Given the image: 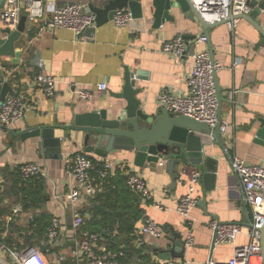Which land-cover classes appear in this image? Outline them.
I'll return each instance as SVG.
<instances>
[{"label":"crops","instance_id":"0c3cea01","mask_svg":"<svg viewBox=\"0 0 264 264\" xmlns=\"http://www.w3.org/2000/svg\"><path fill=\"white\" fill-rule=\"evenodd\" d=\"M73 2H82L87 9L89 4L102 6L105 0H33L32 15L38 18L36 21L28 19L26 31L16 43L18 56H0V96L8 82V94L22 92L28 104L25 119L10 126L0 124V238L19 250L39 248L51 264H78L72 254L76 236L71 226L64 228L58 243L53 244L46 236L49 225L39 237L29 228L31 222L37 217L47 218L50 222L53 216H58L70 224L74 213L80 212L86 218L85 225L89 226V219L106 223V215L113 211L115 213L109 219L115 223L114 233L120 236L121 245L115 249L106 243L110 225H107L108 229L99 227L107 233L106 236L101 234V244L107 249L120 251L122 263L124 260L126 264H146L142 260L146 256L150 259L148 264L167 261L226 264L233 257V245L215 243L212 247L215 231L209 227V222L216 219L240 224L243 233L238 236L237 244L250 241L247 233L253 227L252 211L244 202L241 184L231 166V156H238L248 164L264 166V139L258 136V118L264 116V55L259 54L257 31L244 18H239L234 30L228 23L211 28L209 40L203 43L198 39L204 35V28L180 13L175 22H166L159 29L154 30L147 25L144 33L138 32L135 24L119 27L111 21L98 27L91 36L79 37L69 29L50 31L47 20L53 6L61 7ZM40 12L42 17H39ZM22 15L28 16L26 12ZM177 35H183L188 44V53L182 58L161 49L165 41ZM194 35L198 37H185ZM209 45L213 48L215 60L223 65L217 72V78L223 95L231 100L230 103L224 101L221 108L222 120L229 124L226 132L222 133L223 146L215 140L207 151L219 159L217 180L215 187L208 190L202 176L196 187L195 196L199 201L206 200L207 208L197 203L191 211L195 220L194 246L186 248L183 259L161 260L155 254L157 246L169 250L175 247L179 236L185 241L188 229L177 205L187 193L193 173L200 169H177L178 179L174 183L165 160H160L165 162L163 167L154 163L139 166L135 152L115 150L107 157L88 153L99 163L111 161L116 171L105 182H101L98 173L94 172L98 193L71 203L68 195L78 183L68 176L66 165L76 151H85L83 136L73 132V139L66 140L64 129L55 126L71 125L76 115L116 101L113 94L123 89L126 67L140 77L137 84L144 88L148 111L158 114L163 108L158 104L157 94L162 91L185 94L187 78L192 70V55L210 51ZM39 74L52 75L57 79L55 96H45L42 86L36 81ZM71 82L93 90V98H79L71 91ZM102 82L108 89L99 91L98 85ZM43 126H53L55 137L63 139L61 158L43 144L42 136L23 140L18 134L29 127ZM27 162L41 165L44 175L21 180L19 169ZM128 172H135L147 181L153 190V199L146 200L127 188ZM180 177L184 179L182 183ZM96 205L103 209H96ZM150 217L159 223L162 237L142 234ZM121 219L134 223L133 233L129 236L117 229ZM42 246L47 247L42 250Z\"/></svg>","mask_w":264,"mask_h":264},{"label":"built area","instance_id":"2783aa9c","mask_svg":"<svg viewBox=\"0 0 264 264\" xmlns=\"http://www.w3.org/2000/svg\"><path fill=\"white\" fill-rule=\"evenodd\" d=\"M33 0H5L3 8H0V26L16 30L23 12L28 14L31 21H36L37 16L32 15ZM197 10L207 22H217L232 18L240 14H249L253 7L249 0H194ZM39 17H42L40 12ZM133 20L131 11L117 9L113 23L123 27ZM238 18L227 22L234 30ZM50 31L57 29H69L78 36L86 29L96 26V15L86 9L82 2H73L65 6H53L50 18L47 20ZM199 42H207L205 35L200 36ZM162 51L177 58H182L188 53V44L183 35L165 41ZM193 63L190 75L187 78V92L174 94L162 91L157 94L160 107L167 108L169 112L178 116L184 115L210 127H215L219 122V99L215 87V73L223 68L218 61H212L208 50L193 53ZM235 63L234 65H236ZM42 67L43 64H40ZM36 81L42 86L47 97L57 94V79L52 75L39 74ZM71 91L81 99H92L93 90L82 87L77 82H71ZM108 86L102 82L98 85L99 91L107 90ZM230 94L232 93L229 92ZM28 113L26 97L22 92L13 91L7 94L4 101H0V124L10 126L15 122L25 119ZM228 122L221 121V132H226ZM158 166H165V162H159ZM233 172L239 179L242 187L245 204L251 209L253 215V227L248 232L250 241L245 244H237V238L243 233V228L235 222H220L213 219L209 227L217 231L216 243H230L233 245V257L226 264H264L262 256V233L264 227V166L260 164H248L238 156H231ZM22 179L28 181L31 178H40L44 175L41 165L36 162H27L19 169ZM116 166L108 160L102 163L93 161L84 150L76 151L67 161L66 172L68 176L77 181V185L68 195L75 203L81 197L95 196L99 187L95 183L93 173L97 172L101 182H105L114 175ZM127 188L146 200L154 198L153 190L147 181L135 172L126 173ZM202 179V171L196 170L190 180L187 193L182 196L177 205V211L186 221L188 232L185 237V247L191 248L195 244L193 226L195 220L191 217V211L197 205L199 198L195 196L196 187ZM183 178L179 181L182 183ZM162 206L160 203H156ZM20 210L17 209L15 212ZM86 218L80 212H75L70 224L58 216H53L46 230L48 241L58 243L61 231L69 228L76 236L73 256L78 264H122L120 251L107 249L101 244L102 235L97 231L85 229ZM143 235L160 238L163 235L158 222L148 218L143 229ZM60 260H63L62 258ZM0 264H51L45 254L37 247H29L19 250L8 245L4 238H0ZM163 264H182L178 261H167ZM210 264H218L213 261Z\"/></svg>","mask_w":264,"mask_h":264},{"label":"water","instance_id":"95a60500","mask_svg":"<svg viewBox=\"0 0 264 264\" xmlns=\"http://www.w3.org/2000/svg\"><path fill=\"white\" fill-rule=\"evenodd\" d=\"M5 0H0V8H3ZM253 11L249 14H240L232 18L207 22L194 3V0H105L102 6L89 4L87 10L96 15V26L86 29L79 37L91 36L98 27L113 22L117 9L131 11L138 32H145L146 26L152 29L161 28L166 22H175L177 14L193 23L198 22L205 30L204 35L209 40V30L217 25L227 23L232 19L244 18L257 31L259 54L264 55V0H249ZM28 16L22 15L16 30L0 26V56H18L16 43L26 31ZM129 23V24H130ZM195 37L198 36H185ZM210 46V56L215 61L214 51ZM15 61V59H14ZM135 72L126 67L125 84L120 93L113 94L116 101H112L103 108L89 110L76 115L71 125L55 126L65 131L66 140L73 139V132L82 134L83 144L87 153H94L100 157H107L112 151L125 150L135 152L136 163L145 166L146 163L159 164L160 160L166 161V166L173 182L178 179L177 169L197 167L202 171L205 185L208 190L215 187L219 170V159L208 154V148L216 140L223 146L221 132V108L224 101L231 102L225 97L219 85L217 73H215V87L219 99V122L215 127L195 120L188 116H178L169 112L167 108L161 109L158 114L149 112L144 99V88L138 86ZM10 91L6 82L0 96L4 101ZM258 136L264 139V116L258 118ZM23 140L42 136L43 144L50 147L57 157L61 158L63 152V139L55 137L53 126L29 127L18 133ZM56 157V158H57ZM204 209L207 208L206 200L198 202ZM96 209L101 210L96 205ZM99 231L107 235L103 228ZM262 233V256L264 262V227ZM217 231L214 232L212 247L216 243ZM175 242V247L162 250L159 246L155 253L161 260H171L185 257L186 247L181 237ZM47 246H42L45 250ZM165 251V252H164Z\"/></svg>","mask_w":264,"mask_h":264},{"label":"trees","instance_id":"16d2710c","mask_svg":"<svg viewBox=\"0 0 264 264\" xmlns=\"http://www.w3.org/2000/svg\"><path fill=\"white\" fill-rule=\"evenodd\" d=\"M91 159L94 160L96 163H98L96 159H94L92 157H91ZM20 178H21V180H23L22 177H21V173H20ZM108 179H110V177ZM18 183H19V180H18ZM38 188H39V186H38ZM37 191H39V190H37ZM114 213L115 212L112 211L110 213V215H114ZM110 215H108V214L106 215V220H107L106 223L105 222L99 223V222H96L94 219H89V223H88L89 226L86 224L85 227L86 228H92V230L94 229L93 231H98L100 226H103L105 229H108L107 225H110L111 228H109V229H110L111 232L108 231L110 233V235H109V237L105 238L106 241H107L106 243L110 247H113L115 249H118V247L121 245L120 240H119L120 239V236L118 235V233L117 234L114 233V231H115L114 224L115 223L114 222H111V220L109 219V216ZM48 222L49 221H48L47 218L37 217L34 221L31 222L29 228L32 231H34L33 234L37 233V235L39 237H42L43 234H44V231H45L46 227L50 223V222L49 223ZM121 222L122 223L119 226H117V229H118V231H120V233L125 234L126 236H129L130 233H133L132 231L134 229V227H133L134 226V223L131 224V222H128L126 220H122ZM142 260H145V263L146 264H148L150 262L149 257H146V256H143V259ZM122 264H126L124 262V260H123V263Z\"/></svg>","mask_w":264,"mask_h":264}]
</instances>
